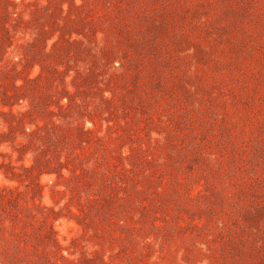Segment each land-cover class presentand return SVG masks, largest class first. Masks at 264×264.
Returning <instances> with one entry per match:
<instances>
[{
    "label": "rangeland",
    "instance_id": "1",
    "mask_svg": "<svg viewBox=\"0 0 264 264\" xmlns=\"http://www.w3.org/2000/svg\"><path fill=\"white\" fill-rule=\"evenodd\" d=\"M0 264H264V0H0Z\"/></svg>",
    "mask_w": 264,
    "mask_h": 264
}]
</instances>
